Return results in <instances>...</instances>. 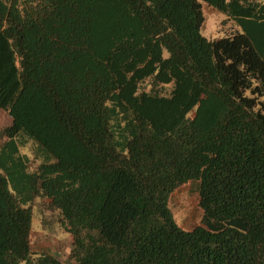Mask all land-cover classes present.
I'll use <instances>...</instances> for the list:
<instances>
[{"label": "trees", "instance_id": "1", "mask_svg": "<svg viewBox=\"0 0 264 264\" xmlns=\"http://www.w3.org/2000/svg\"><path fill=\"white\" fill-rule=\"evenodd\" d=\"M202 2L236 28L203 34ZM1 109L0 264H64L37 195L67 264H264V0H0Z\"/></svg>", "mask_w": 264, "mask_h": 264}, {"label": "rangeland", "instance_id": "2", "mask_svg": "<svg viewBox=\"0 0 264 264\" xmlns=\"http://www.w3.org/2000/svg\"><path fill=\"white\" fill-rule=\"evenodd\" d=\"M205 20L202 32L210 38L223 36L236 28L232 20L225 19L219 12L206 2H202ZM6 111L0 110V128L7 123ZM6 137L0 135V143ZM23 150V147H20ZM32 209L34 221L31 233V247L35 253L42 252L55 256L62 263L71 262L69 251L71 237L69 233L56 223V212L49 208L42 196L37 195L33 200ZM170 207L177 222L185 227L192 228L200 223L202 210L198 205V194L194 181H187L176 188L169 199ZM68 262V263H69Z\"/></svg>", "mask_w": 264, "mask_h": 264}]
</instances>
